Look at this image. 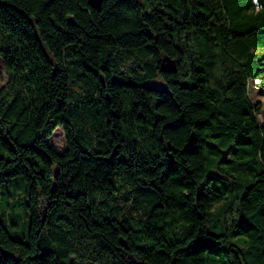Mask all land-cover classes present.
<instances>
[{
  "label": "trees",
  "instance_id": "trees-1",
  "mask_svg": "<svg viewBox=\"0 0 264 264\" xmlns=\"http://www.w3.org/2000/svg\"><path fill=\"white\" fill-rule=\"evenodd\" d=\"M0 61V264H264V0H0Z\"/></svg>",
  "mask_w": 264,
  "mask_h": 264
},
{
  "label": "rangeland",
  "instance_id": "rangeland-1",
  "mask_svg": "<svg viewBox=\"0 0 264 264\" xmlns=\"http://www.w3.org/2000/svg\"><path fill=\"white\" fill-rule=\"evenodd\" d=\"M5 80V73L0 61V85ZM250 97L260 101L259 120H264V85L254 81L249 83ZM47 142L55 150L61 151L65 147L64 135L61 126L55 127ZM27 201V183L21 174L8 177L0 186V217L14 237H21L27 232L28 216L25 203Z\"/></svg>",
  "mask_w": 264,
  "mask_h": 264
},
{
  "label": "water",
  "instance_id": "water-1",
  "mask_svg": "<svg viewBox=\"0 0 264 264\" xmlns=\"http://www.w3.org/2000/svg\"><path fill=\"white\" fill-rule=\"evenodd\" d=\"M100 0H90V2L94 5L98 4Z\"/></svg>",
  "mask_w": 264,
  "mask_h": 264
}]
</instances>
